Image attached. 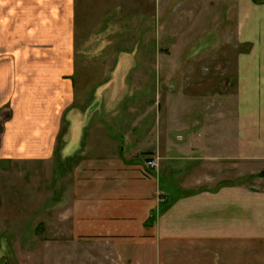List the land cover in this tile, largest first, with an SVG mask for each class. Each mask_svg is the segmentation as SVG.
<instances>
[{
	"label": "crops",
	"instance_id": "1",
	"mask_svg": "<svg viewBox=\"0 0 264 264\" xmlns=\"http://www.w3.org/2000/svg\"><path fill=\"white\" fill-rule=\"evenodd\" d=\"M79 1L0 0V159L54 158L64 124L77 131L67 142L75 154L84 135L89 154L110 143L106 161L92 155L73 170L55 264H264V0L238 1L248 52L229 104L130 130L106 122L120 140L94 137L90 110L80 118L75 106Z\"/></svg>",
	"mask_w": 264,
	"mask_h": 264
},
{
	"label": "rangeland",
	"instance_id": "2",
	"mask_svg": "<svg viewBox=\"0 0 264 264\" xmlns=\"http://www.w3.org/2000/svg\"><path fill=\"white\" fill-rule=\"evenodd\" d=\"M238 1L80 0L75 106L80 118L90 110L94 137L107 130L120 140V127H105L113 119L130 130L141 118L177 121L189 107L199 118L200 107L214 113L229 104L237 59L248 52L238 31ZM153 109L156 115L148 113ZM76 133L64 124L59 153L49 160L0 159V264H55V238L71 227L65 216L80 163L72 159L111 155L106 140L89 154L86 135L75 154L67 142Z\"/></svg>",
	"mask_w": 264,
	"mask_h": 264
},
{
	"label": "built area",
	"instance_id": "3",
	"mask_svg": "<svg viewBox=\"0 0 264 264\" xmlns=\"http://www.w3.org/2000/svg\"><path fill=\"white\" fill-rule=\"evenodd\" d=\"M158 166V160L156 158H149L148 160L145 161L144 163V175L146 177L150 176V170L156 169Z\"/></svg>",
	"mask_w": 264,
	"mask_h": 264
},
{
	"label": "trees",
	"instance_id": "4",
	"mask_svg": "<svg viewBox=\"0 0 264 264\" xmlns=\"http://www.w3.org/2000/svg\"><path fill=\"white\" fill-rule=\"evenodd\" d=\"M62 136H63V132H62V135L60 136V138H59V140H58V144H59V141H61ZM58 148H59V147H58ZM58 150H60V149H57V148H56V151H55L56 156H57L58 153H59ZM77 157H78V155H75V157L72 159V160H76V159H78V161H76L75 163L80 162V160H81L80 157H78V158H77ZM71 163H72V161H71ZM75 163H73V164H75ZM77 164H78V163H77ZM77 164H76V165H77ZM258 176H259V177H264V172L260 173Z\"/></svg>",
	"mask_w": 264,
	"mask_h": 264
},
{
	"label": "water",
	"instance_id": "5",
	"mask_svg": "<svg viewBox=\"0 0 264 264\" xmlns=\"http://www.w3.org/2000/svg\"><path fill=\"white\" fill-rule=\"evenodd\" d=\"M5 264H8L7 262H5Z\"/></svg>",
	"mask_w": 264,
	"mask_h": 264
}]
</instances>
